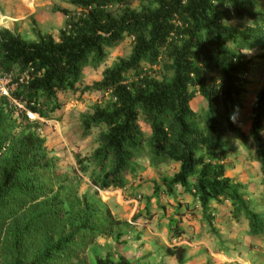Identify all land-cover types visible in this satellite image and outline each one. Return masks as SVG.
<instances>
[{"label": "trees", "instance_id": "trees-1", "mask_svg": "<svg viewBox=\"0 0 264 264\" xmlns=\"http://www.w3.org/2000/svg\"><path fill=\"white\" fill-rule=\"evenodd\" d=\"M69 3L72 9L54 8L65 17L58 38L36 31L35 39H25L16 29H0V85L7 91L0 89V264H93L86 251L101 236L113 239V250L95 264H149L121 252L129 222L81 193L31 116L52 118L61 107L58 94L77 91L84 68L101 66L127 37L131 54L79 89L97 91L104 101L82 116V138L98 132L84 155L74 154L76 171L89 175L97 193L125 188L144 156L154 168L178 163L154 194L181 187L209 223V205L229 201L232 216L247 220L248 236H262L264 214L227 175L233 133L264 177V86L246 105L253 62L247 51L264 49L260 0ZM199 95L204 104L196 110L191 102ZM241 110L248 133L236 122ZM181 224L171 222L172 238L185 234ZM186 252L183 245L166 249L178 264Z\"/></svg>", "mask_w": 264, "mask_h": 264}, {"label": "rangeland", "instance_id": "rangeland-1", "mask_svg": "<svg viewBox=\"0 0 264 264\" xmlns=\"http://www.w3.org/2000/svg\"><path fill=\"white\" fill-rule=\"evenodd\" d=\"M56 7L73 8L69 0H0V29H16L25 39H35L36 31L58 38L65 17L55 11ZM260 9L264 11V0H260ZM131 50L132 39L127 37L109 50L108 58L101 66L85 67L79 89L100 80L105 68L112 66L119 58L129 56ZM247 55L253 61L251 71L246 76V105L249 106L264 86V49L255 48L247 51ZM0 83L5 84L2 80ZM79 89L58 94L61 107L52 118L37 115H32V118L39 119V132L46 138L51 154L58 157V164L80 181L81 193L88 192L101 207H109L117 218L129 222L126 228L127 242L121 246V252L126 257L134 260L142 258V262L149 264H178L175 257L166 253V249L183 245L187 249L185 264H264V234L260 237L248 236L245 240L248 222L242 217L236 220L232 216L233 207L229 201L209 205L211 210L206 213L214 215L209 223L203 216L202 206L195 203L181 187L173 194H166L164 188L154 194L155 184L178 171V163L170 162L154 168L144 156L137 162L135 172L128 176L130 182L125 188L98 190L96 193L89 175L76 171L78 166L74 154L80 152L84 155L92 146L98 131L95 129L92 135L82 138V116L90 112L94 104L104 100L97 91L81 92ZM203 104L200 95L191 102L196 110ZM243 113L244 110L237 113L236 122L248 133L250 123L243 121ZM228 139L235 153L229 157L227 175L243 185L246 199L251 201L257 212L264 214V177L260 165L248 159V148L237 134L229 133ZM177 219L182 220L181 226L185 230V234L178 239L171 237V222ZM112 250L113 239L101 236L86 254L95 264L97 257H106Z\"/></svg>", "mask_w": 264, "mask_h": 264}, {"label": "built area", "instance_id": "built-area-1", "mask_svg": "<svg viewBox=\"0 0 264 264\" xmlns=\"http://www.w3.org/2000/svg\"><path fill=\"white\" fill-rule=\"evenodd\" d=\"M0 89L3 91V93H5V94L7 93V91L4 88H0Z\"/></svg>", "mask_w": 264, "mask_h": 264}, {"label": "crops", "instance_id": "crops-1", "mask_svg": "<svg viewBox=\"0 0 264 264\" xmlns=\"http://www.w3.org/2000/svg\"><path fill=\"white\" fill-rule=\"evenodd\" d=\"M247 238H248V235L246 236L245 240H247Z\"/></svg>", "mask_w": 264, "mask_h": 264}]
</instances>
